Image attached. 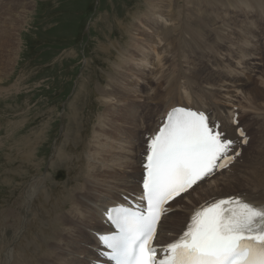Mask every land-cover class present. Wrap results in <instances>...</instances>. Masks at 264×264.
I'll return each mask as SVG.
<instances>
[{"label": "rangeland", "instance_id": "rangeland-1", "mask_svg": "<svg viewBox=\"0 0 264 264\" xmlns=\"http://www.w3.org/2000/svg\"><path fill=\"white\" fill-rule=\"evenodd\" d=\"M19 1L22 0H0V7H4L1 19L6 18L12 21L15 18L14 21L20 24V31L16 32L20 38V51L14 67L11 68L12 64L11 69H9L11 71L4 72V68L0 64V87L2 92L0 93V143L2 146L0 149V220L4 214V209L12 206L18 208L12 213L13 215L8 216L10 220L6 221L9 224L14 217L19 215L21 194L29 187V183L34 176L40 175L42 178L47 176L49 185L46 186V190H48L52 188L51 182L60 184L69 179L76 180L78 175H81L77 170L76 165L78 164L74 162L85 158L84 153L81 151L84 143L88 141L90 145L93 143L91 145L93 153L97 150L99 142H103L104 148L110 152L112 158L109 157L110 159L105 160V167L109 170L107 174L110 175L113 171L114 173H119L118 170L123 171L122 164L132 160L128 152L135 151V149L131 148L130 143L138 142V146L142 147L144 139L140 140V136L144 134L142 130L140 136H138L139 139L130 137L134 128L128 125L121 126L124 125L126 120L111 123V125L115 123L121 126V136H116V133H114L115 136L107 138L103 135L102 129L109 128L108 120L104 121L105 118H108L106 114H109V112L99 92L102 89V92H105V90L110 89L109 87H113L118 81L123 80L111 71L113 65L118 70H123L121 68L126 65L127 52L124 48L129 44L127 42L131 41L129 30H131V24L136 21L132 18L135 17L134 14L138 15L140 10L147 9L148 0ZM186 1L177 0L172 8L179 9L180 7L183 9L185 5L184 8L187 10V7L193 4V0L187 3ZM227 19L233 27V30H229V35L232 34V36L227 34L226 38L220 32L216 34L217 37H224L220 49L221 53L215 54L216 59H218L216 63L210 62L208 58L203 56V54L214 56L208 50L210 39L204 35L208 28L201 31L196 41L191 37H186L184 40L176 38L177 41L173 38L172 42L168 40L170 47H165L166 55L163 59L165 66L161 68L162 72L159 69L157 70V75H153L151 62H149L155 59V45L153 44L141 64L145 69L140 74H133L134 81L130 86L135 83L138 97L131 94V91L126 92L124 88L123 91L126 93L116 92L117 99L114 100L115 103L110 110L116 108V110H124L127 115H133L136 118V125H138V111L144 104L143 101L146 102L147 107L150 105L156 106L154 102L150 103L141 98L140 91L145 93L150 91L152 87L163 93L162 90L171 84L185 82L189 79L200 80L204 76L211 75L216 69H220L224 64L223 61L227 60L231 64V68L228 67L229 70L225 69V71H231L232 76L226 84L228 87L225 86V88L237 94L239 98L234 99L235 102H240V104L242 102L245 108L240 109L237 107L236 111L240 116L243 117L244 115L245 118L243 117V119L246 123L250 122L246 130L250 135V149L247 148L245 152L243 151V160L251 161V163L247 162L245 163L246 166L241 168L246 167L249 170L248 174L255 176V173L264 172V93L258 99L259 104L263 102L260 104L263 107L262 110L259 109L258 111L253 110L251 105L254 103H249L244 97H253L255 90L263 92L262 74L264 63L258 61L260 64L258 71L241 72L242 66L239 65L241 55L239 51L243 47V43L240 35L244 31L241 27L247 25L245 24L246 18L232 15V17L228 16ZM156 21L159 29L165 24L160 16L156 17ZM142 26L149 32L154 29ZM263 28L264 20L260 23V38L264 42ZM156 41L157 39H155ZM253 43H255L254 39ZM248 49L260 57H264V52L261 49L252 47ZM122 53H125V56H121ZM207 61L213 65L212 71L208 64L204 65ZM115 63H118V66ZM154 73H156V70ZM112 74L114 76H111ZM186 77H189V79ZM2 81H4L3 84H1ZM108 81H110L109 87H107ZM203 85L208 86L207 84ZM233 90L235 91L233 92ZM118 101L119 103L122 102V105L117 103ZM76 113H79V117ZM254 116L255 118L256 116L262 117L254 120ZM151 119L152 122H156L157 117L154 116ZM130 121L128 119L127 124ZM79 126L77 134H73L75 127ZM146 127L150 128V125L144 128ZM70 133L72 139L68 141L70 138L67 135ZM122 152L125 154L118 157L119 153ZM114 154L116 158L112 157ZM68 156L70 157L68 160H71V162H65ZM140 157L141 149L138 155L139 160ZM83 163L86 164L85 166L88 165L86 161H83ZM125 169L127 173H122V176L127 177L128 174H131L132 168ZM136 169L140 171L141 165H136ZM233 172L239 173L237 169H234ZM241 184L237 185L240 186ZM238 188L240 187L236 189ZM234 191L235 189L231 192ZM53 194L57 196L60 194V190H55ZM189 196L195 199L193 194ZM101 200V193H98V196L89 202H92L94 209L96 201L100 202ZM198 202L196 200L195 205ZM176 204L179 206L180 204L181 206L186 205L187 201L182 198ZM175 208L178 209L179 207ZM175 208L172 212L176 211ZM90 209V206L86 208V214ZM29 216L31 219L28 223V232L26 231L27 236L47 239L49 225L42 199L34 201ZM87 218L90 217L87 215ZM90 219L94 223L93 217ZM78 222L80 224L85 223L81 219ZM7 230L3 234L0 227V246L3 245V241L5 242L6 239L10 241L13 237V228L8 226ZM73 232L74 229L71 230V233ZM68 237H73L74 243L65 246L63 244L67 245L66 239L59 245H54L57 251L60 252L62 259H54L52 262L76 264L73 252L79 251L77 242L82 239V231L77 229L75 235L68 234ZM77 255L83 256L80 253H77ZM94 263L95 260L93 259L87 264ZM32 264H35V262Z\"/></svg>", "mask_w": 264, "mask_h": 264}, {"label": "bare ground", "instance_id": "bare-ground-1", "mask_svg": "<svg viewBox=\"0 0 264 264\" xmlns=\"http://www.w3.org/2000/svg\"><path fill=\"white\" fill-rule=\"evenodd\" d=\"M176 1L177 0H148V5L146 3L147 9H144L143 11L138 10V15L134 14L135 17L133 16L134 18L132 19H136V21H132L133 24H131V30H129L131 33V41L127 42L129 44L124 48V50L127 52L125 61L126 65H123V67L121 68L123 70H118V68L113 65V69L111 71L123 80L118 81L113 87H109L110 81H108V86H106L110 89L102 92L103 89L101 87L102 90H100L99 92L101 98L104 99L102 101H104L107 111L109 112V114H106L108 118L104 119V121L108 120L109 128L102 129L103 135H105V137L107 138L109 136H115L114 133H116V136H121V126L128 125L134 128L130 136L132 138L137 137V139H139L138 136H140L141 130L144 131L143 136H140V140L144 138L143 146H138V142L130 143L131 148L135 149V151L128 152V155L132 160L124 162L122 164L124 170H118L119 173H114L113 171L110 175L107 174V171L109 170H107V167H105V160L110 159L111 154L106 148H104L105 145H103V142L98 141L100 144L97 145L98 147L96 146L97 150H95V152L93 151L92 153L91 145L93 143H91L90 145V142L88 141L89 143L86 142L83 144L84 146L81 150L84 153L85 158L74 162L78 164L76 165L77 170H79V173H81V175H78L76 180L69 179L66 182L60 184L51 182L50 185L52 186V188L46 190V186L49 185L48 177L45 176L44 178H42L40 175L34 176V178L29 183V187L25 190L24 193L21 194L19 203L20 213L18 212L19 215L14 218L12 217L13 219L11 220L10 224L7 223V221L10 220L8 216L18 208L12 206L10 208L4 209L3 211V219L1 218L0 220L2 233L4 234L8 226H11L13 228L14 234L10 241H8L6 238L5 242L1 241L3 245L0 246V264H29V262L30 264H32L33 262H35V264H60V262H52V260L54 259H62L60 252L57 251L54 245H59L66 239L67 245H63L70 246L69 244H73V237L69 238L68 234L75 235L77 229H80L82 231V239L78 240L77 242L79 251L73 252L75 263L87 264L94 259V264H97V256L99 252L107 251L101 246L98 247V241L96 239L97 234L104 232H106V234H111L112 232L116 231L115 227L112 226L107 217L103 215V210L115 205H120L122 202L128 203V206H133V204H136V206L138 207L140 206L139 199L142 196L141 181L144 175L142 161L144 159L143 154L145 152L147 139L145 136L146 134H148V136L152 135L153 132L160 126L158 125L159 120L161 118H164L168 110L175 106L182 105L187 107L199 108L201 110H208L209 112H211L212 118H215V125H219V130L227 133L228 138L233 139L235 142H237V146L235 147L236 149L241 145V148H243V151L245 152V149L250 147L249 141L246 145H244V138H241L236 132L237 127L233 122L234 119H238L241 122L239 126H243L245 130H247L248 125H250V122L246 123L243 119L244 115L242 117L236 111L237 107L240 109L245 108L243 107L242 102V106L240 102H235L234 99L239 98L237 94H234L227 88H225V86L228 87V85L226 84H228V79L232 76L230 74L231 71H225V69L229 70L228 67L231 68V64H229L227 60L223 61L224 64L220 69H216V71L212 72L211 75L204 76L200 80H196L194 78V80H192L189 79V77H186L189 80L171 84L164 88V90H162L163 93H160L159 90H156L152 87L150 88V91H147L145 93H142L140 91L139 94L141 98H144V100H146L147 102L149 101L150 103L154 102L156 106L150 105L147 107L145 105L146 102L143 101L144 104L138 111V125H136V118L133 115H127V113L124 110H121L120 107V110H116L117 108L115 110H110V108L115 103L114 100L117 99V95H115L116 92L126 93L131 91V94H135V96L138 97L135 83H133V86H130L134 81L133 74H140V72L145 69V67L141 64L147 57L148 51L153 44L155 45V59L150 60L149 62H151L150 66L153 75H157V70L159 69L162 72L161 68L165 66L163 59L166 55L165 47L169 46L168 40L169 42L170 40L172 42L176 38L184 40L186 37H191V39L196 41L199 38L201 31L208 28L207 31H205L204 35L210 39L208 50L212 52L214 56L209 54H203V56L208 58L210 62L216 63L218 59H216L215 54L221 53L220 49L224 41V37H217L216 34L220 32L221 34H224L226 38L227 34L228 36H232V34L229 35V30H233V27L228 22V16L232 17V15H238L246 18L245 24L247 25L241 27L244 31L240 35L242 36L243 43V47L239 51L241 55V63H239V65L242 66V69H240L242 70L241 72L246 71L247 73L248 71H258L260 67L258 61L260 63H264V57H260L255 52L248 49L250 47L259 48L264 52V42L260 38V23L262 20H264V0H193V4H191V6H188L187 10H185L186 8H184L186 7L185 5L183 9L180 7L179 9L172 8V6H174L173 4L176 3ZM188 1H186V3ZM19 2L17 3L20 4ZM5 7L7 6L5 5ZM3 8L4 7H0V64L1 66H3L4 72H9L11 71L9 69L14 67V63L20 51V38L16 33L17 31H20V24L14 21L15 18H13L12 21H9V19L7 20L6 18L4 19L3 17V19H1ZM12 8L14 9L15 7ZM240 14H243L244 16ZM158 16L161 17L162 21H165V24L161 29H159L157 26L156 17ZM255 18H258L259 20H256ZM142 25L148 27V29H154L152 30V32H149L148 30L143 28ZM263 30L264 28L262 29V32ZM155 39H157L156 42ZM253 39L255 43H253ZM124 54L122 53L121 56H123ZM209 61L205 62L204 65L208 64L212 71L213 65ZM115 64H117L118 66V63ZM155 70L156 73H154ZM114 74H112L111 76H114ZM262 76L264 82V72ZM3 83L4 81L1 82V84ZM203 84H207L208 86L205 87V85ZM124 88L126 89V92L123 91ZM220 90L222 91L221 93ZM234 91L235 90H233V92ZM0 93H2L1 87ZM263 93L264 88L263 92L260 90H255L253 97H244L249 101V103H254L253 105H251V108L253 110L258 111L259 109L263 108L260 105L263 102L260 104L258 103V99L263 96ZM117 103H119V101ZM119 104L122 105V102ZM78 114L76 113V115ZM235 114H238L239 117L236 118ZM154 116L157 117L156 122H152L151 118H153ZM258 116H256V118L254 116V120H258L260 117H262ZM128 119L131 120L129 124H127ZM119 120L126 121L124 125L121 126H118L115 123L111 125V123ZM149 125L150 128H144L145 126ZM79 128L80 126L75 127L73 134L76 135L77 131H79ZM67 136L70 138L69 139L67 137L69 139L68 141H71V133ZM246 136H248V133L245 135V137ZM1 147L2 146L0 143V149ZM140 149L141 157L139 160L138 155ZM243 151L238 155L236 161L229 165L228 168L215 175L211 179L200 182L192 190H189L187 194L176 199L172 207L179 208H175V212H171L166 217H164L161 222V226L159 227L158 240L160 244H166L169 241L177 238L179 234L184 230L188 218L194 211V208L197 205L207 202L213 198H221L239 194L252 202L264 203V172H259L258 174L255 173V176H250L248 174L249 170L246 167L242 169L241 167L246 166L245 163L248 162V160H243ZM124 154L123 152L119 153L118 157ZM112 157L116 158V155L114 154L112 155ZM69 158L70 157L68 156L65 162H71V160H68ZM134 159H136L137 161H134ZM83 161H86L88 165L85 166L86 164L84 165ZM248 163H251V161ZM52 165L54 164L52 163ZM136 165H141L140 171L136 169ZM125 168H132L130 172L131 174H128L127 177L122 176V173H127V170ZM234 169H237L239 173L233 172ZM239 183L242 184L238 186L237 184ZM237 187L240 188L236 189ZM54 188L55 190H60V194H58L57 196H54L53 194L55 191H53ZM233 189H235V191L231 192ZM98 193H101L102 200L100 202L96 201L93 209V204L89 201L93 198H96L98 196ZM191 194L194 195L195 199L189 196ZM135 195L136 200H133L135 199ZM127 198H130L131 202L127 201ZM182 198L187 201V204L182 206L180 204L179 206L178 204H176V202L178 203V201ZM36 199H42V202L44 203L45 216L49 225V232L46 236L47 239L33 236L29 237L26 234V231L28 232V223L31 219L29 213ZM196 200H198L199 202L195 205ZM88 206H90L91 209L86 214L85 210ZM67 210L69 211L67 212ZM87 215L90 218L93 217L95 224L92 223L90 218H87ZM79 219L85 221V223L80 224L78 222ZM95 227L99 229L97 230ZM73 229L74 232L71 233V230ZM25 237H27L28 239H26ZM29 241L31 242L29 243ZM77 253H80L83 256H78ZM100 260L105 261L106 258L100 257Z\"/></svg>", "mask_w": 264, "mask_h": 264}, {"label": "snow or ice", "instance_id": "snow-or-ice-1", "mask_svg": "<svg viewBox=\"0 0 264 264\" xmlns=\"http://www.w3.org/2000/svg\"><path fill=\"white\" fill-rule=\"evenodd\" d=\"M238 132L247 143L244 131ZM234 144L204 112L183 107L169 111L146 139L141 196L145 206L134 210L120 204L103 210L116 231L97 234L98 247L109 250L99 252L97 264H264V203L249 202L242 195L199 205L175 240L154 244L168 211L165 205L227 168L240 154L230 155Z\"/></svg>", "mask_w": 264, "mask_h": 264}]
</instances>
